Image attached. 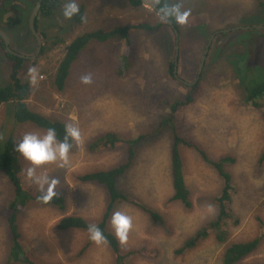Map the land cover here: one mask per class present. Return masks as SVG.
<instances>
[{"label":"rangeland","instance_id":"obj_1","mask_svg":"<svg viewBox=\"0 0 264 264\" xmlns=\"http://www.w3.org/2000/svg\"><path fill=\"white\" fill-rule=\"evenodd\" d=\"M35 1L0 0V29L9 36L13 50L29 56L37 46L28 27ZM173 1L190 10L187 23L178 25L177 29L180 79L194 80L203 51L209 46L194 101L178 107L174 126L182 137L197 143L211 158L234 159L225 167L232 177L230 218L222 227L227 240L220 243L211 233L195 249L181 255L174 252L187 237L214 218L217 212L214 197L221 193L223 181L193 148L182 145L180 155L191 207L170 200L171 128L162 131L160 138L153 139V134L159 121L169 115L168 106L192 92L190 86L170 78L169 63L173 62L175 53L172 29L154 10L144 5L135 8L129 0H76L85 6V19L75 32L91 30L93 26L110 31L125 24L161 25L154 30L134 29L129 33L134 51L129 56L134 63L121 75L115 69L125 45L114 38L103 42L90 40L62 90L55 88L45 71L51 72L60 47L48 53V57L52 56L49 68L45 63L49 59L42 58L34 66L30 64L33 60L28 59L19 70V76L31 82L28 100L31 108L65 124L71 123L81 133L80 143L72 142L66 166L61 167L57 161L36 168L37 175L57 179L54 191L65 192V209L34 205L22 208L18 215L25 249L43 263H112L113 256L106 244L90 240L88 231L56 228L64 215L82 216L92 222L104 212L109 198L106 189L82 182L78 176L109 169L125 159V143L113 150L88 149L90 140L108 130L118 132L123 138L152 135L139 149L133 166L119 179L118 188L138 204L159 213L162 223H153L140 207L126 201L115 206L114 212L120 211L131 218L127 240L121 244L122 250L133 251L126 264H223L222 253L229 243L264 235V162H259L264 153L263 109L245 101L244 89L235 74H249L250 81L264 77V29L221 31L264 25V0ZM68 21L60 8L54 14H39L37 32L42 43L65 32ZM214 31L216 34H212ZM4 49L0 41V84L9 80L12 66L4 56ZM30 69L35 70L32 75ZM84 75L91 76L90 84L81 82ZM11 110V105L0 106V144L9 136L18 142L27 132H46L31 123L15 122ZM20 159L26 174L30 164L21 155ZM11 197L12 186L0 173V264L8 252L10 233L5 213ZM109 228L113 231L110 222ZM141 249L144 251L138 252ZM252 263L264 264V236L239 264Z\"/></svg>","mask_w":264,"mask_h":264},{"label":"trees","instance_id":"obj_2","mask_svg":"<svg viewBox=\"0 0 264 264\" xmlns=\"http://www.w3.org/2000/svg\"><path fill=\"white\" fill-rule=\"evenodd\" d=\"M64 3V0H42L39 12L43 15L54 14L58 8L63 10ZM129 3L135 8L142 7L143 5L140 0H129ZM171 3H174V1L158 0L157 7L160 9L164 5ZM78 6L79 12L69 19L67 24L68 29L63 33L58 31L59 33L55 34L50 40L45 39V42L43 40L39 55L35 60L30 62V64L34 66L38 64L40 59L47 58L49 61L45 63L46 67L49 68L50 58L52 56L49 55L48 57V53L60 47V54L52 65L51 72L49 73L48 70L45 69L46 75L49 77L48 79L58 90H62L66 87L67 80L72 73L71 71L74 69V64L77 58H79V54L90 40L103 42L114 38L124 43L125 49L123 54H121L119 66L117 65L115 69L116 73L121 75L123 72L129 70L134 63V59L129 56L131 51L134 52L129 33L134 29H145L150 31L157 29L158 26L161 25L144 23L125 24L123 27H116L110 31H103L101 28L93 26L91 30L82 31L84 30L82 29L75 32V29L82 25L85 19L84 4L78 3ZM90 17H88V19ZM170 20L175 28L178 29V24L174 20ZM35 27L38 29V16L35 19ZM0 41L3 45L1 38ZM244 44H246V42ZM4 56L10 60L12 66L9 71V80L6 83L0 84V106L11 105V117L15 122L20 124L31 123L45 131L49 127H52L56 130L58 140H62L65 123L57 119H52L36 109H32L29 105L28 100L31 91V82L19 76V70L28 59L10 54L5 49ZM233 62H236V58ZM169 65L170 78L175 80L173 79V62H170ZM235 74L239 80L238 82L244 89L245 101L254 108H262L264 116V77L255 81H250L248 80L249 74L245 76H240L237 73ZM197 82L195 85L191 86L192 92L187 94L184 100H176L168 106L169 115L159 121L158 129H156V132L154 130L155 134H153V139L160 138L162 131H166L169 127L171 128L170 180L172 196L170 200L179 201L186 208L191 207L189 190L185 182L183 162L180 155V147L182 145L193 148L207 165L215 169L223 181V186L218 197H214V203L217 206L216 215L213 219L199 227L192 235L183 241L180 247L174 250L177 255L195 249L206 240L211 233L215 234V237L220 243H224L227 240V233L222 227L226 225V221L230 218L229 205L231 203L232 177L225 167L227 164L233 163L234 159L230 156H222L217 159L211 158L197 143H192L182 137L174 126L178 107L194 101L193 95L194 91L197 89ZM149 135L150 134H143L136 138H123L118 132L108 130L90 140L87 147L91 152L113 150L120 143H125L126 157L122 162L109 169L95 170L78 176L80 181L101 185L107 191L109 198L104 212L99 219L91 222L89 219L82 216L64 215L58 220L56 225L57 229L64 231L72 229L88 231V225H97L105 237L103 242L113 256L111 264H126L128 257L133 253V251L122 250L121 243L114 235V232L109 228L111 214L114 212V208L118 203L126 201L131 205H137L149 215L153 223H162V217L159 213L146 205L138 204L132 196H128L118 188L119 179L124 177L126 172L133 166V163L138 157L139 149L149 139H152V135L150 137ZM16 143L17 142L9 136L0 144V173L7 178L12 186V197L8 200L5 213L7 216L5 219L7 224L6 227L10 233L8 236V252L1 264H47L34 256L31 250L25 249L24 243H22V233L19 227L18 215L22 208L34 205L39 207H55L63 211L65 209L66 194L64 191H54L55 195L47 203H43L37 198L40 195L38 187L34 186L23 172L20 154L15 151ZM70 143H72V141H70ZM259 162H264V153L261 155ZM263 236L264 235L261 234L259 237L253 239L229 243L222 253V263L239 264L257 248ZM140 251L142 252L144 249L138 250V252Z\"/></svg>","mask_w":264,"mask_h":264},{"label":"clouds","instance_id":"obj_3","mask_svg":"<svg viewBox=\"0 0 264 264\" xmlns=\"http://www.w3.org/2000/svg\"><path fill=\"white\" fill-rule=\"evenodd\" d=\"M159 11L162 20L167 22L169 19H172L178 25L186 24L190 15V10L182 9L181 4L178 2L166 4ZM78 12L79 6L76 0H66L62 10L63 17L71 19ZM34 71V69H30V75ZM32 79L34 80V76H32ZM81 82L90 84L92 78L90 75H84L81 77ZM70 141L79 144L81 133L78 127L68 123L64 125L62 140H58L56 130L49 127L43 134L27 132L15 144V151L30 164V167L26 169V177L38 187L40 195L37 198L43 203H47L53 198L55 195L54 187L58 181L54 177L37 175L36 168L57 161L60 162L61 167L66 166L68 164V154L72 148ZM110 224L119 242L121 244L125 243L127 233L131 228V218L120 211H116L111 216ZM87 230L89 239L93 242L99 244L105 240L103 233L97 225L90 224Z\"/></svg>","mask_w":264,"mask_h":264},{"label":"water","instance_id":"obj_4","mask_svg":"<svg viewBox=\"0 0 264 264\" xmlns=\"http://www.w3.org/2000/svg\"><path fill=\"white\" fill-rule=\"evenodd\" d=\"M140 1L144 6H147V7L151 8L152 10H154L156 12V14L161 18L160 11H159L160 9L157 7L158 0H140ZM41 2H42V0L36 1V3L32 7V9L29 13V16H28V27H29L30 31L32 32V34L34 35L36 42H37V46H36V50H35L34 54L29 56V55H25V54H22V53H19V52H16L15 50H13L10 46L9 36L5 33V31L0 29V38L3 41L5 50L7 52H9L10 54L21 57L23 59H30V60H34L39 55L41 47H42V38H41L39 32H37V29L35 27V19L37 17ZM165 23L172 29L173 34H174V39H175V43H174L175 53H174V59H173L174 77L177 78L178 80L182 81L184 84H186L188 86H193L198 81V78H199V75L201 73V70H202V67L204 64V59L206 58V54H207L209 46H206L204 51H203V54L201 56V59H200L199 65H198V69H197V73H196L194 80L191 82H186V81L180 79L177 76V62H178V52H179V50H178L179 49V33H178L177 28H175V26L173 25V23L171 22L170 19ZM242 29H264V25L232 27V28H229L227 30H221V31H223V32H228V31L234 32V31L242 30ZM210 42H211V40H210Z\"/></svg>","mask_w":264,"mask_h":264},{"label":"flooded vegetation","instance_id":"obj_5","mask_svg":"<svg viewBox=\"0 0 264 264\" xmlns=\"http://www.w3.org/2000/svg\"><path fill=\"white\" fill-rule=\"evenodd\" d=\"M36 1H38V0H36ZM36 1H35V3H36ZM40 7H41V5H40ZM39 10H40V8H39ZM40 14V12L38 11V14H37V16ZM220 31V30H219ZM216 32L217 31H214L212 34H216ZM222 35V34H221ZM187 82V81H186Z\"/></svg>","mask_w":264,"mask_h":264},{"label":"bare ground","instance_id":"obj_6","mask_svg":"<svg viewBox=\"0 0 264 264\" xmlns=\"http://www.w3.org/2000/svg\"><path fill=\"white\" fill-rule=\"evenodd\" d=\"M125 3V2H124ZM78 22V21H77Z\"/></svg>","mask_w":264,"mask_h":264}]
</instances>
